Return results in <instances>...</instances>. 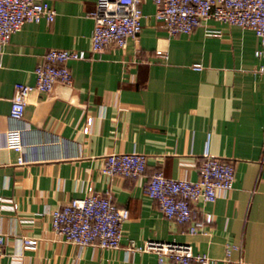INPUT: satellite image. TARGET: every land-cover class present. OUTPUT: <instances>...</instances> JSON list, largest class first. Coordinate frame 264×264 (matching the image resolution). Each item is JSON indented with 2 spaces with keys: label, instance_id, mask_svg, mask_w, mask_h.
I'll return each mask as SVG.
<instances>
[{
  "label": "crops",
  "instance_id": "1",
  "mask_svg": "<svg viewBox=\"0 0 264 264\" xmlns=\"http://www.w3.org/2000/svg\"><path fill=\"white\" fill-rule=\"evenodd\" d=\"M48 1L55 19L26 22L0 53V264H158L157 253L128 249L130 240L190 243L211 264H264V57L256 54V32L209 19L207 27L218 31L202 25L172 35L155 17L154 0H143L139 36L91 54L97 0ZM51 47L91 56L68 62L71 84L29 95L17 123L29 127L20 163L6 132L16 124L9 117L14 86L35 81V66ZM206 150L233 162L234 187L193 204L199 218L210 213L212 220L191 233L162 213L145 183L155 171L198 178ZM112 152H144L145 174H104ZM90 184L130 211L118 248L56 236L51 210L85 196ZM24 236L38 238L37 246L25 247ZM229 244L240 247L227 255Z\"/></svg>",
  "mask_w": 264,
  "mask_h": 264
},
{
  "label": "built area",
  "instance_id": "2",
  "mask_svg": "<svg viewBox=\"0 0 264 264\" xmlns=\"http://www.w3.org/2000/svg\"><path fill=\"white\" fill-rule=\"evenodd\" d=\"M143 0H97L92 16L94 27L91 33V54L102 51L108 44H127L129 38H137L143 29ZM155 17L172 35L190 33L197 26H206L209 19L229 25L252 28L260 37L261 46L256 54L264 57V0H154ZM56 8L48 0H0V53L8 44L12 34L28 21L52 22ZM208 31H218L207 27ZM157 55L167 58L165 50L158 49ZM91 55L85 49L51 47L44 53L43 60L35 66V81L16 82L11 98L9 117L16 122L7 132L9 146L19 152L18 162L23 156V131L28 125L20 124L25 116L26 105L32 92H50L56 83L71 84L72 72L68 62L71 59H85ZM264 74V68H259ZM1 124V114H0ZM264 162V152L262 159ZM147 155L144 152H112L104 157L101 171L104 174H120L139 177L145 174ZM196 179L169 177L162 171L152 173L146 183L145 192L153 198L162 213L169 219L188 224L191 233L204 230L210 213L199 218L193 204L198 200L214 202L221 193L234 187L235 168L230 160L223 159L207 150L198 165ZM130 211L119 206L110 192H96L92 184L82 197H74L51 210V222L56 236L80 245H95L101 248H118L121 245L122 228ZM6 238L0 232V258L4 254ZM25 247L35 248L38 238L24 236ZM229 244L226 254L239 248ZM127 248L131 251H153L158 254V264H164L169 257L172 264H211L206 253H195L190 243L175 241L147 240L144 245H136L130 240Z\"/></svg>",
  "mask_w": 264,
  "mask_h": 264
}]
</instances>
